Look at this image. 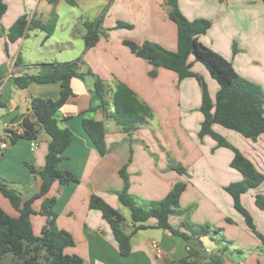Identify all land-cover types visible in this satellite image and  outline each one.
Returning <instances> with one entry per match:
<instances>
[{"label":"crops","instance_id":"obj_1","mask_svg":"<svg viewBox=\"0 0 264 264\" xmlns=\"http://www.w3.org/2000/svg\"><path fill=\"white\" fill-rule=\"evenodd\" d=\"M164 2L5 0L7 9L0 20V142H5L7 147L0 152V178L24 201L39 193L42 181L39 176L31 175L28 167L41 169L44 166L50 138L40 130L32 150L31 141L12 142L10 132L20 129L25 118L35 123L30 108L32 98L57 100L60 95V85L56 82L31 83L28 88L19 89L13 80L24 74L49 72L33 67L34 64L65 63L81 57L83 72L90 70L108 86L114 81L123 83L152 110L153 118L128 136L114 122L104 119L99 111L87 113L92 103L90 76L71 81L74 97L59 112L60 127L71 132V141L58 168L72 173L78 183L63 187L54 183L44 197L57 199L53 207L56 226L68 232L74 241L64 253L81 258L84 264H177L188 256L185 241L166 229H155L154 219L145 223L148 229L131 236L130 255H120L109 225L99 211L89 208V199L97 195L119 212L121 204L117 193L122 189L119 171L126 165L128 193L136 201H160L176 183L186 184L179 205L182 210H190L189 222L221 231L220 235L202 239L207 253L222 249L225 264H264V243L247 227L224 190L243 179L230 167L233 152L218 147L210 136L202 139L198 136L203 121L198 81L189 77L179 82L176 73L163 68L150 77L152 67L123 44L125 40L148 41L176 51L177 27L169 19ZM177 3L188 20L202 19L210 23L199 41L229 61L240 77L254 83L264 93V5L258 0H177ZM105 8L102 27L110 30L108 38L101 37L95 46L84 51V25L98 18ZM74 9L79 13L74 14ZM21 17L52 24L51 35L47 38L45 32L37 29L10 42L8 30ZM117 23L131 28L116 29ZM56 33L59 34L55 36ZM18 57L25 66H15ZM188 61L190 71L203 79L214 101L218 84L192 56ZM110 111H113L111 104ZM84 118L104 123L105 144L109 150L106 155L98 153L84 132ZM212 130L239 150L264 177V135L252 141L219 125H213ZM169 162L185 169L187 176L169 169ZM256 195L264 196V180L240 198L264 241V212L255 206ZM44 198L35 200L31 206L34 214L30 224L34 236L40 235L45 223V217L39 214ZM0 208L12 218L19 216L1 193ZM184 219V216L172 215L168 224L178 230ZM132 229L131 224L125 233L130 234ZM222 239L224 243L220 242ZM152 240L160 244V258L151 248ZM5 263L10 264L9 258Z\"/></svg>","mask_w":264,"mask_h":264},{"label":"trees","instance_id":"obj_2","mask_svg":"<svg viewBox=\"0 0 264 264\" xmlns=\"http://www.w3.org/2000/svg\"><path fill=\"white\" fill-rule=\"evenodd\" d=\"M258 2L264 5V0H258ZM164 7L169 19L177 27L176 51H168L148 41L135 43L125 40L123 44L133 55L152 67L150 77L156 76L157 69L163 68L176 73L179 82L189 77H194L198 81L202 93L199 110L203 115L198 136L200 139L210 136L216 141L218 147L227 148L233 152L230 167L238 171L243 179L230 184L224 190L232 198L235 211L244 218L247 227L264 243L262 236L255 229L252 218L240 202L241 196L257 188L263 182L264 177L255 170L252 163L239 150L212 130L213 125H219L256 141L259 136L264 135V93L254 83L240 77L229 61L199 41V37L210 28L208 21L188 20L179 10L177 0H165ZM6 9L5 0H0V20ZM105 12L106 8L98 18L85 23L84 51L95 46L101 37L108 38L110 30L102 27ZM124 27L131 28L122 23H117L115 28ZM37 29L45 32L48 38L53 31V25L41 24L21 17L9 28L8 40L15 42L25 37L28 32ZM234 52H236L235 49ZM190 56L202 64L210 77L218 84L219 89L214 101L211 100L203 79L190 71L191 64L188 61ZM15 66H25L20 57L16 59ZM32 66L49 72L37 75L24 74L13 80L14 85L19 89H26L31 83L56 82L60 85V95L57 100L32 98L31 114L37 122L34 123L25 118L21 123L22 132L20 134L10 132L12 142L17 139L35 141L40 130L50 138V141L44 166L41 169L28 167L30 174L39 176L42 181L39 193L24 201L19 193L0 178V193L19 213L17 218H12L0 208V264H3L7 258L10 264H84L81 258L64 253L66 248L74 245V241L68 232L56 226L57 215L53 212V207L57 199L55 197L44 198L54 183H58L60 187L78 183L72 173L61 171L58 168L71 141V132L60 127L59 117L60 109L70 98L74 97L71 81L90 76L93 79L92 103L87 113L95 114L99 111L104 119L113 121L128 136L139 127L148 124L153 118L152 110L123 83L114 81L111 86H108L90 70L83 72L84 61L81 57L65 63L34 64ZM109 103L113 111H110ZM82 127L98 153L101 156L106 155L109 150L105 144L104 123L93 118H84ZM126 167L124 165L119 171L122 189L117 196L121 206L130 211L133 225L130 234L125 233V219L120 212L97 195L93 194L89 199V208L99 211L109 225L122 257L130 255L131 236L136 231L148 229L149 226L145 223L149 219H154L156 220L155 229H166L187 244L188 256L177 264H225L222 249L209 254L202 242L203 238L220 235V229L209 225H194L187 218L190 210L180 209L179 201L186 189L185 183H176L160 201H136L128 193L129 180ZM169 169L187 176L185 169L179 165L169 162ZM40 198L44 199L39 214L45 217V223L40 235L34 236L30 224V217L34 214L31 206L35 200ZM254 203L260 211L264 212V196L256 195ZM172 215L185 217L178 230H173L168 224L169 217ZM227 222L231 223L230 220ZM220 242L224 243V240Z\"/></svg>","mask_w":264,"mask_h":264},{"label":"built area","instance_id":"obj_3","mask_svg":"<svg viewBox=\"0 0 264 264\" xmlns=\"http://www.w3.org/2000/svg\"><path fill=\"white\" fill-rule=\"evenodd\" d=\"M21 132H22L21 127H20V129H18L17 131H15L16 134H20ZM30 146H31V149L33 150V149L36 147V143H35V141H31ZM6 147H7L6 143L3 142V141H1V142H0V152H2L4 149H6ZM150 245H151V248H152V250H153L155 256H156L157 258H160L161 255H162V249H161V247H160V244H159L157 241L152 240V241L150 242Z\"/></svg>","mask_w":264,"mask_h":264},{"label":"rangeland","instance_id":"obj_4","mask_svg":"<svg viewBox=\"0 0 264 264\" xmlns=\"http://www.w3.org/2000/svg\"><path fill=\"white\" fill-rule=\"evenodd\" d=\"M77 13H79V11L76 10V9H74V14H77ZM60 33H61V32H60ZM58 34H59V33H56L55 36H57ZM110 121H111V120H110ZM112 122H113V121H112ZM119 212L122 214V216H123L124 219H125V231H127V230H128V226L132 224V223H131V219H130V211H129L127 208L121 206V209H120ZM216 251H217V250H216ZM216 251H214V252H216ZM3 264H6V263L4 262Z\"/></svg>","mask_w":264,"mask_h":264},{"label":"water","instance_id":"obj_5","mask_svg":"<svg viewBox=\"0 0 264 264\" xmlns=\"http://www.w3.org/2000/svg\"><path fill=\"white\" fill-rule=\"evenodd\" d=\"M35 122H37V119L35 118Z\"/></svg>","mask_w":264,"mask_h":264}]
</instances>
